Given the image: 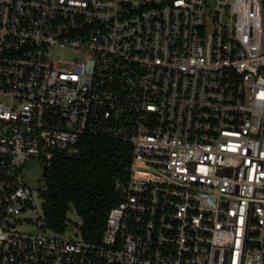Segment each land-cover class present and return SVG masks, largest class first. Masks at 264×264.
<instances>
[{
    "label": "built area",
    "instance_id": "obj_1",
    "mask_svg": "<svg viewBox=\"0 0 264 264\" xmlns=\"http://www.w3.org/2000/svg\"><path fill=\"white\" fill-rule=\"evenodd\" d=\"M87 135L132 150L101 241L20 232ZM0 264H264V0H0Z\"/></svg>",
    "mask_w": 264,
    "mask_h": 264
},
{
    "label": "trees",
    "instance_id": "obj_2",
    "mask_svg": "<svg viewBox=\"0 0 264 264\" xmlns=\"http://www.w3.org/2000/svg\"><path fill=\"white\" fill-rule=\"evenodd\" d=\"M131 157L129 144L87 135L81 139L78 157L55 159L45 178L47 189L41 193L48 228L62 233L73 207L81 219L83 239L99 243L109 212L119 200L115 182L127 177Z\"/></svg>",
    "mask_w": 264,
    "mask_h": 264
},
{
    "label": "rangeland",
    "instance_id": "obj_3",
    "mask_svg": "<svg viewBox=\"0 0 264 264\" xmlns=\"http://www.w3.org/2000/svg\"><path fill=\"white\" fill-rule=\"evenodd\" d=\"M42 174V165L38 162L37 159H30L25 168L22 171L24 181L32 188L37 189L40 184V178ZM34 206L30 207L25 212L19 214L21 219H26L28 222L18 225L17 229L20 232L24 233H37L38 228L35 224L37 217L42 216V198L34 195ZM67 227L65 229L64 235L77 239L80 237V230L78 226L81 224L80 217L76 214L74 208L72 207L67 213ZM48 233H51V230H48Z\"/></svg>",
    "mask_w": 264,
    "mask_h": 264
},
{
    "label": "water",
    "instance_id": "obj_4",
    "mask_svg": "<svg viewBox=\"0 0 264 264\" xmlns=\"http://www.w3.org/2000/svg\"><path fill=\"white\" fill-rule=\"evenodd\" d=\"M47 173H48V168L46 166H43V168H42V176L46 177Z\"/></svg>",
    "mask_w": 264,
    "mask_h": 264
}]
</instances>
